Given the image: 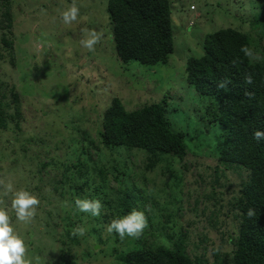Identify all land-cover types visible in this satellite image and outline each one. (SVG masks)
Listing matches in <instances>:
<instances>
[{
	"label": "rangeland",
	"instance_id": "374dc122",
	"mask_svg": "<svg viewBox=\"0 0 264 264\" xmlns=\"http://www.w3.org/2000/svg\"><path fill=\"white\" fill-rule=\"evenodd\" d=\"M173 2L175 52L168 63L159 65L123 63L117 57L108 0L12 2L14 51L2 52L0 79L16 85L24 119L21 130L0 131V145L11 152V161L0 162V208L7 210L15 232L23 237L32 264H60L65 254L75 264H119L122 260H117L116 251L123 253L136 245V237L117 240L115 232H108L114 217L100 222L90 218L83 226L84 235L78 236V245L69 247L63 243L67 240L62 238L57 219L48 222L49 212H60L54 185L62 176L54 168L62 169L60 163L64 162L76 163L77 156L85 159L80 150L74 153L72 149L86 135L97 143L100 114L116 96L129 109L166 97L168 118L176 130L185 132L189 151L184 160L167 157L149 168L151 160L143 151L117 147L112 152L98 143L91 150V159L98 169H107L110 197L115 198V190L122 187L114 168L125 171L120 164L128 159L133 174L129 182L140 187L146 202L143 238L147 243L169 245V235L179 239L183 234L192 256L204 255L210 264H216V250L229 264L239 229L235 198L245 174L218 168L216 147L223 128L207 121L217 100L200 95L189 85L186 69L189 58L204 54L206 34L230 27L250 33L251 59L260 60L264 40L258 34L262 28L254 32L250 25L260 13L264 16V0ZM73 4L79 9L78 18L65 25L61 12ZM86 31L99 37L91 50L81 43ZM40 163L48 164L42 174L38 172ZM96 181L100 182L98 177ZM9 182L39 200L35 215L27 222L17 220L12 195L6 191ZM66 199L71 201L69 195ZM71 206L68 204V210ZM106 212L101 209L102 214ZM94 228L103 241L91 240Z\"/></svg>",
	"mask_w": 264,
	"mask_h": 264
},
{
	"label": "trees",
	"instance_id": "16d2710c",
	"mask_svg": "<svg viewBox=\"0 0 264 264\" xmlns=\"http://www.w3.org/2000/svg\"><path fill=\"white\" fill-rule=\"evenodd\" d=\"M13 1L0 0V25H5L0 27L4 29L0 33L2 59V52L14 51ZM173 4V0H108L115 51L123 63H168L175 52ZM250 26L254 32L262 28L258 35L263 41L264 16L260 13L254 17ZM244 47L252 52V36L240 29L230 27L206 34L204 54L188 59L186 80L200 95L217 100L212 104L214 110L207 121L208 124L220 123L223 128L216 147L218 168L240 170L245 174L235 198L239 229L235 248L228 256L229 264H264V140L257 142L253 136L257 130L264 131V48L261 59L253 61L251 55L241 51ZM21 99L16 85L0 79V131L21 130L24 119ZM168 107L166 97L136 109L125 107L119 97H113L100 114L97 143L86 135L80 146L72 149L74 153L80 150L85 159L77 156L76 163L64 162L60 163L62 169L54 168L62 176L54 185L60 212L56 215L49 212L48 222L49 219H57L62 228V238L67 240V243L63 242L65 246L78 245L79 234H74L73 229L77 224L85 227L93 217L79 211L75 204L77 198L101 201L102 210L107 212L93 217L97 222L101 218H119L133 210L145 214L146 202L141 189L135 182H129L133 174L128 167V159L120 164L126 168L125 171L114 168L117 173L115 179L118 182L122 180V187L115 190L113 198L110 197L107 169H98L91 159V150L97 149L99 143L112 152L117 147L143 151L151 160L149 168L167 157L184 160L189 151L187 137L184 131L173 127L168 118ZM10 153L7 146L0 145V162L10 160ZM47 166L40 163L38 172L42 174ZM67 195L71 198L69 203ZM68 204L72 205V210H68ZM250 209L254 212L251 217L247 214ZM146 227L143 234L136 237L133 249L123 253L116 251L117 260H122L119 264H210L204 255L192 256L189 253L183 234L179 239L169 235V240H172L169 245L148 244L143 238ZM92 233L91 240L98 238L103 241L97 228L92 229ZM117 236L120 240L119 234ZM67 255L61 257L60 264H75V259ZM214 255L216 264H225L226 256H220V251L215 250Z\"/></svg>",
	"mask_w": 264,
	"mask_h": 264
},
{
	"label": "clouds",
	"instance_id": "9594fccd",
	"mask_svg": "<svg viewBox=\"0 0 264 264\" xmlns=\"http://www.w3.org/2000/svg\"><path fill=\"white\" fill-rule=\"evenodd\" d=\"M79 9L75 4L67 7L61 12V16L65 25H71L78 18ZM99 37L93 31H86L85 38L81 41L82 45L91 50L98 42ZM241 51L246 55L251 52L246 48ZM257 142L264 140V131L257 130L253 134ZM6 191L12 195V208L15 210L18 221L27 222L35 215L36 206L39 204L37 197L27 189H16L12 182L6 185ZM76 207L80 212L89 213L93 217L101 215L103 207L99 199L77 198L75 200ZM248 216L254 215L253 210L248 211ZM147 221L142 211L133 210L125 216L114 218L107 226L108 232H115L123 239L128 237H139ZM86 229L79 226L73 229L74 234L84 235ZM0 264H32L31 259L26 256V244L19 234L14 230L10 223L8 212L4 208H0Z\"/></svg>",
	"mask_w": 264,
	"mask_h": 264
},
{
	"label": "built area",
	"instance_id": "2783aa9c",
	"mask_svg": "<svg viewBox=\"0 0 264 264\" xmlns=\"http://www.w3.org/2000/svg\"><path fill=\"white\" fill-rule=\"evenodd\" d=\"M191 10H193V11H194V10H195V6H191Z\"/></svg>",
	"mask_w": 264,
	"mask_h": 264
}]
</instances>
